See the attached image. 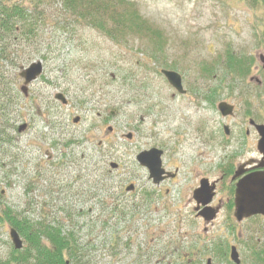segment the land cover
<instances>
[{
    "label": "rangeland",
    "instance_id": "374dc122",
    "mask_svg": "<svg viewBox=\"0 0 264 264\" xmlns=\"http://www.w3.org/2000/svg\"><path fill=\"white\" fill-rule=\"evenodd\" d=\"M53 1L56 3L47 7L48 11L60 15V1ZM129 1L126 5L136 8L147 20L145 33L150 40L145 36L142 41V36L136 34L124 39L128 44H118L79 21L71 27L68 21L60 20L59 26H45L33 40H18L13 48L24 58L18 66L7 62L0 66L7 77V88L3 89L15 87L21 91L24 78L20 73L32 62L42 61L43 74L31 84V93L50 126L35 115V135L46 133L44 136L49 141L54 138L61 152H68L73 162L64 183L69 185L77 175L76 160L86 165L90 178L101 171L107 178L104 205L93 207L91 213L82 209L84 215L71 221L60 210H74L62 205L58 211L47 209L50 194L44 181L42 196L40 192L38 197L29 195L43 207L28 211V182L7 172L9 167L20 171V162L14 159L9 167L0 164V216L4 218L0 220V263L11 257L14 248L11 226L3 215V210L12 208L32 221L56 219L67 224L66 229L74 228L87 264H185L187 259L196 263L199 260V264H208L207 259L212 264H235L230 259L233 245L239 248L241 264H257L250 256L252 250L264 249V217L238 224L234 221L231 228L225 227L222 218L220 225H204L196 217L193 191L198 183L195 172L201 163H221L226 155L236 156L237 160L254 156L251 136H246L244 127L251 128L249 118L264 123V94L251 97V103L243 105L238 97L243 86L230 95L225 89L223 98L212 101L209 111L190 90L201 87L205 80L215 84L221 79L231 81L264 72V0ZM230 46L237 53L253 57L246 73L226 74L225 51ZM145 51L149 60L153 59L148 67H143ZM205 64L216 67L212 76L215 79L203 76ZM166 68L182 75L186 95L173 89L162 75L161 70ZM127 73L134 82L122 79ZM59 92L66 95L68 104L55 99ZM222 100L236 108L228 120L217 108ZM76 117L81 118L79 123L74 122ZM18 121L16 118V126ZM224 123L235 131L227 147L226 138L224 144L218 141L219 132L224 136ZM109 126L113 131L108 130ZM129 132L134 135L132 139L126 136ZM212 134L215 138L210 144ZM29 139L40 143L43 138L30 136L26 142ZM40 147L43 153L48 148L40 143L30 150L37 154ZM153 147L164 151L162 165L167 171H176L175 180L156 185L148 169L137 162L140 151ZM10 150L18 153L13 146ZM40 157L45 158L44 154ZM111 163L119 168L113 169ZM131 184L135 189L128 192ZM226 197L223 195L221 200L224 202ZM221 238L224 244L218 243ZM178 246L183 250L181 254Z\"/></svg>",
    "mask_w": 264,
    "mask_h": 264
},
{
    "label": "flooded vegetation",
    "instance_id": "af4514ba",
    "mask_svg": "<svg viewBox=\"0 0 264 264\" xmlns=\"http://www.w3.org/2000/svg\"><path fill=\"white\" fill-rule=\"evenodd\" d=\"M212 78L215 79L214 77ZM242 80L244 82H242ZM34 82L27 84V87L24 88L25 79H23V83L20 84L21 91L14 87L12 89L11 96H0V164H4L5 167H9L10 164L14 162V159L20 162L22 167L20 171H16V169H14L13 167H9L7 172H11L12 175L17 174L25 182H28L25 186V193H27L28 196L26 203L28 211L36 210V208L37 210H39L43 207V205L38 203L37 200L30 199L29 195L34 193V195L38 197L40 192V195L42 196V189H46V187H42L44 181L45 183H47L46 185L49 188L47 194H50L48 202L49 205L47 203V206H49L47 208L48 210H58L60 205H62L64 207H68V209L74 210L73 212H76V210L80 211L81 215H84L82 212L84 210L82 209L86 208L87 212L91 213V209H94L93 207H96L97 205H104L106 201L104 187L107 178L104 179L105 174L102 171L98 172L96 174V177L90 178L87 172L88 168H86V165L79 162V160H76L75 167L76 169H78L77 175H75L72 181L69 182V185L64 183V179L70 177L69 168L70 164L73 161L68 159L67 151L61 152L58 149L57 145L59 144L54 141V138H51L52 140H50V143L47 137L44 136V134L46 133H42L40 136L38 134L35 135L36 128L34 126V116L38 115V117H41L48 124V126H50V120H48V117L43 113V109H40V106L34 101L36 96L31 93V86H33L31 84H33ZM239 82H242V84H239ZM200 86L201 87L199 88L192 87L193 89H191L190 91L195 94V97L200 98L206 103V109H208L209 111H212V101H217L218 99L223 98V96L225 95V89L228 90V95H230L232 90L234 91L236 87L240 86H243L244 90L238 97H240L243 105H248L251 103V97L255 98L256 96H260V94H264V72L253 76L242 75L239 77V79H237V77H234L231 81L221 79L220 82L215 84H213V82H209V80H205V83H201ZM55 99L58 101L57 98ZM222 101L228 102L233 106V108H235V105L233 103H230L227 100ZM219 104L217 105V108L220 111ZM50 109L51 106H49V112L47 113V115H50ZM46 110L47 107L45 108V111ZM245 112L249 113L248 110H246ZM111 113L112 115L114 114L113 111H111ZM221 116H223V114H221ZM252 116L253 115L250 114L249 117ZM223 117L226 120H228L227 118H230L229 116ZM16 118L19 119L17 126L15 122ZM262 124L264 123L249 118L248 125L253 130L251 131V128L244 127L246 129V136H251L253 150H255L256 152L253 157L247 158L246 156H244L243 160H237L236 156L226 155L224 156V160L220 161L221 163L212 160L206 163L203 162V164L201 163L198 166L199 171L195 172V174H197L198 176V183L194 188L193 196L195 195L197 189L204 187V184H206L209 189L213 187L215 190V196L210 203V206L214 208V210L212 209V211L207 212L205 210V207L201 206L202 204L199 205V207L196 206L195 208L197 212L196 217L201 220L202 224L215 225L216 222H218L220 225L221 220L224 219V223H226L225 227L231 228L234 227V221L238 224L241 222L249 221V219L251 218L264 217L263 215H259L249 217V219H244L243 221H239L237 220V217L235 215V199L237 195L236 192L242 179H245L248 176L252 177L254 175H257L258 173L260 175H264V152L259 149L261 135L259 129L257 128V125ZM48 126L46 125V127ZM108 130L113 131V127L109 126ZM221 130H223L224 136H222L221 132H219L218 141L221 144H224L226 142V138L227 147L229 141H232L231 139L232 137H234L235 131H233V129H231L229 124L227 123L223 124ZM22 135H25L23 136L24 139ZM30 136H35L36 139H38V137L43 138L40 143H44L46 146H48V148H45L44 153L41 147L40 151L37 154L30 150V147H32L33 145L40 144L37 141L30 139L26 142L25 139L29 138ZM214 138L215 137L212 134V138L211 140H209V143L211 142L210 144L214 143ZM69 144L71 143L68 142L66 145L67 149H69ZM12 146L15 147V150H17V154L12 153V151L10 150ZM42 154H44L45 158L40 157ZM8 157H10V159H8ZM79 163L83 165H80ZM113 164L115 163H111L110 167L117 170L119 168L118 164H116V167H113ZM33 176L35 177L33 178ZM177 177L178 175L176 171L166 170V178L164 180L172 181ZM60 184L62 185V187L60 186ZM134 189V185L133 188L129 190L127 187L128 192L133 191ZM218 194H223L224 196L227 195L224 202L221 200L223 195L220 196L221 198H217ZM194 198L196 199L195 196ZM222 239L223 238H221L218 243L224 244V241ZM234 246L235 245L231 246V250ZM235 247L239 250L238 246ZM231 260L233 261V259ZM233 263L235 262L233 261ZM208 264H210L209 260Z\"/></svg>",
    "mask_w": 264,
    "mask_h": 264
},
{
    "label": "trees",
    "instance_id": "16d2710c",
    "mask_svg": "<svg viewBox=\"0 0 264 264\" xmlns=\"http://www.w3.org/2000/svg\"><path fill=\"white\" fill-rule=\"evenodd\" d=\"M62 12L54 16L49 13L48 8L55 5L53 0H0V66L4 62L10 63L13 67L18 66L23 57L15 53L18 49L13 48L18 40H33L47 25H57L68 21V25L80 22L91 26L101 32L107 38L114 40L118 44H128L124 39L142 36L143 41L147 36L145 32L148 27L147 20L136 8L128 7L129 0H59ZM261 2L262 0H254ZM130 2V1H129ZM131 8V9H130ZM67 29V25L64 26ZM151 32V30L149 31ZM144 35V36H143ZM154 41V38H152ZM148 51V50H147ZM147 51L144 53L142 61L143 67L149 66ZM226 74L242 75L251 67L253 57L237 53L231 46L225 51ZM212 64L203 65L204 75L213 76L216 67ZM145 67V68H146ZM148 69V68H146ZM129 73L123 76L125 82L129 80ZM7 77L3 67H0V96L9 97L12 89H3L7 85ZM3 83V84H2ZM7 88V86H6ZM117 212V209L113 207ZM58 211V210H57ZM73 221V218L80 216L81 212H70L66 209L60 210ZM5 220L9 226L15 227L22 236L26 245L22 250L13 248L11 257L0 264H87L85 255L81 252V243L77 231L74 228L66 229L67 224H63L56 219L54 221H32L26 215L15 213L12 208L3 210ZM4 218L0 216L2 221ZM76 226V225H73ZM182 248L178 246L181 254ZM257 264H264V249L252 250V257ZM201 261H197L199 264ZM191 259H187L185 264H197ZM178 264V263H177ZM182 264V263H181Z\"/></svg>",
    "mask_w": 264,
    "mask_h": 264
},
{
    "label": "water",
    "instance_id": "95a60500",
    "mask_svg": "<svg viewBox=\"0 0 264 264\" xmlns=\"http://www.w3.org/2000/svg\"><path fill=\"white\" fill-rule=\"evenodd\" d=\"M261 58L264 63V55ZM43 69L44 65L40 60L32 62V64L27 66L20 73L25 79L24 88L27 87L28 83L37 80V78L42 74ZM162 74L168 79L169 83L174 89L180 93L186 92V89L183 87V78L178 71L176 72L170 69H164L162 70ZM56 98L61 100L64 104L67 103V98L61 92L57 94ZM219 108L223 116H232L234 113L233 106L228 104L226 101H222V103L219 104ZM79 120L80 118L77 117L75 122H78ZM257 128L259 129L261 135L259 149L264 152V125H257ZM127 138L132 139L133 134L127 133ZM163 152L164 151L162 149L153 147L148 150L140 151L137 156V161L139 164L149 170V175L151 178H153V181L156 184H159L163 179L166 178V170L162 165V156L164 155ZM112 166L116 167V164H113ZM132 188L133 185L128 186V190ZM213 191V187L209 189L206 184H204V187L197 189L194 195L198 205L201 203L203 206H205V210L207 212H210L213 209L211 206H207L215 196ZM236 194L235 215L239 221L259 214L264 215V175H260L258 173L252 177L248 176L247 178L242 179L237 188ZM10 237L13 242V246L17 250H22L24 246V239L22 236H20L18 230L15 227L10 229ZM232 248L231 259H233L236 264H241V258H239L237 248ZM208 260L211 264V260Z\"/></svg>",
    "mask_w": 264,
    "mask_h": 264
},
{
    "label": "bare ground",
    "instance_id": "6f19581e",
    "mask_svg": "<svg viewBox=\"0 0 264 264\" xmlns=\"http://www.w3.org/2000/svg\"><path fill=\"white\" fill-rule=\"evenodd\" d=\"M186 153H188V151H186ZM189 154V153H188Z\"/></svg>",
    "mask_w": 264,
    "mask_h": 264
}]
</instances>
